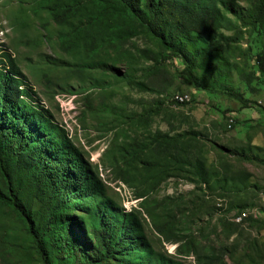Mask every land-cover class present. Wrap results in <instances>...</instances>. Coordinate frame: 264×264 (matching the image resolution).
<instances>
[{
    "label": "rangeland",
    "instance_id": "rangeland-1",
    "mask_svg": "<svg viewBox=\"0 0 264 264\" xmlns=\"http://www.w3.org/2000/svg\"><path fill=\"white\" fill-rule=\"evenodd\" d=\"M80 1L72 25L91 9ZM234 4L221 8L226 20L218 31L233 41L211 47L195 35L185 39L203 85L195 89L181 60L156 56L161 48L142 30L90 60L81 43L70 53L60 49L68 26L55 24L41 0H0V61L10 55L28 100L81 151L114 207L135 213L142 233L134 242L181 264H264V165L244 159L264 161V72L257 65H264V33L241 20L253 0ZM227 92L242 94L249 107ZM131 150L140 155L130 159ZM27 200L38 208L31 191ZM79 235L87 253L86 220ZM119 259L93 260L125 264ZM53 263L75 264L58 255ZM0 264H41L23 223L1 204Z\"/></svg>",
    "mask_w": 264,
    "mask_h": 264
},
{
    "label": "trees",
    "instance_id": "trees-1",
    "mask_svg": "<svg viewBox=\"0 0 264 264\" xmlns=\"http://www.w3.org/2000/svg\"><path fill=\"white\" fill-rule=\"evenodd\" d=\"M88 1L91 9L84 22L72 25L69 20L83 9V2L41 0L55 24L68 26L58 36L63 52L70 53L81 43L85 57L92 60L101 50L142 30L161 48L156 56L181 60L185 82L195 89L203 85L191 72L192 52L185 39L195 35L211 47L234 39L218 32L226 20L221 8L232 11L234 0ZM244 18L264 33V0H253L251 11L241 20ZM3 56L8 62L0 61V204L21 220L41 264H54L55 255L75 264H100L93 259L116 256L125 264H181L157 254L146 242H134L142 233L135 213L114 207L91 164L45 109L28 100L31 91L20 70L9 54ZM253 57L258 60V55ZM257 65L258 72H264V65ZM96 66L114 70L103 62ZM118 75L128 80L125 72ZM227 93L243 108L249 107L242 94ZM126 153L132 160L140 155L139 150ZM244 159L264 165L258 158ZM28 191L38 201L37 209L28 202ZM75 213L80 214L79 221L73 220ZM85 220L93 241L87 253L79 235Z\"/></svg>",
    "mask_w": 264,
    "mask_h": 264
},
{
    "label": "built area",
    "instance_id": "built-area-1",
    "mask_svg": "<svg viewBox=\"0 0 264 264\" xmlns=\"http://www.w3.org/2000/svg\"><path fill=\"white\" fill-rule=\"evenodd\" d=\"M176 101H178V97H176Z\"/></svg>",
    "mask_w": 264,
    "mask_h": 264
},
{
    "label": "bare ground",
    "instance_id": "bare-ground-1",
    "mask_svg": "<svg viewBox=\"0 0 264 264\" xmlns=\"http://www.w3.org/2000/svg\"><path fill=\"white\" fill-rule=\"evenodd\" d=\"M181 98V97H180ZM183 99V98H182Z\"/></svg>",
    "mask_w": 264,
    "mask_h": 264
}]
</instances>
